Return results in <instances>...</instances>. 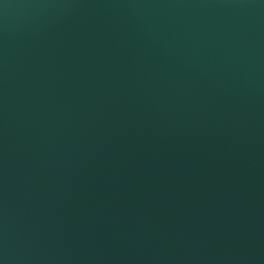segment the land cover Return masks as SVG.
I'll use <instances>...</instances> for the list:
<instances>
[{
	"label": "water",
	"instance_id": "1",
	"mask_svg": "<svg viewBox=\"0 0 264 264\" xmlns=\"http://www.w3.org/2000/svg\"><path fill=\"white\" fill-rule=\"evenodd\" d=\"M0 264H264V0H0Z\"/></svg>",
	"mask_w": 264,
	"mask_h": 264
}]
</instances>
